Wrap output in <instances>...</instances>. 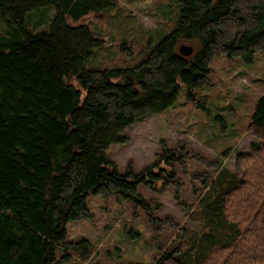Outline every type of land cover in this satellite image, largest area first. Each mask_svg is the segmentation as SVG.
Segmentation results:
<instances>
[{
    "label": "trees",
    "instance_id": "1",
    "mask_svg": "<svg viewBox=\"0 0 264 264\" xmlns=\"http://www.w3.org/2000/svg\"><path fill=\"white\" fill-rule=\"evenodd\" d=\"M178 1L176 28L142 62L123 70L87 69L104 39L67 19L115 7L118 0H0L11 28L0 33V264L89 258L90 241L67 240V224L92 217L90 194H120L145 214L155 233H176L154 264H189L180 255L191 231L173 216H159L161 199L151 194L172 188L186 206L178 167L189 159L210 168L195 177L200 185L192 191L203 222L216 216L222 230L228 227L206 238L209 244L194 263H264V95L250 119L263 141L239 155L228 179L221 160H210L184 140L163 146L158 161L138 171L131 164L120 170L107 155L113 143L126 142L124 129L173 105L180 82L189 92L211 84L215 57L251 61L264 52V0ZM47 5L57 10L50 30L30 32L28 15ZM197 38L200 50L182 55L181 44L194 48ZM59 248L65 251L60 258Z\"/></svg>",
    "mask_w": 264,
    "mask_h": 264
},
{
    "label": "rangeland",
    "instance_id": "2",
    "mask_svg": "<svg viewBox=\"0 0 264 264\" xmlns=\"http://www.w3.org/2000/svg\"><path fill=\"white\" fill-rule=\"evenodd\" d=\"M180 8L178 0H118L115 7L92 11L80 18L67 15V19L71 26L88 25L95 36L104 39L85 62L87 69L128 70L142 62L176 28ZM56 12L54 5L33 10L28 15V30L49 31ZM10 31L0 8V33ZM192 43L195 55L201 41L197 38ZM209 76L211 84L191 92L180 82L175 103L124 129L122 135L126 142L113 143L107 150L108 158L122 171L130 164L138 171L156 163L163 146L173 147L184 140L210 160H221V168L228 170L226 178L231 177L230 172L238 169L239 155L251 153L253 143L263 141L252 131L250 119L258 99L264 95V52L253 54L251 61L241 56H217L210 63ZM207 169H210L208 163L198 159H189L178 167L185 184L182 199L186 206L175 199L172 188L151 193L161 199L159 216H173L181 227L191 231L184 241L185 252L180 255L189 264L207 248L208 236L228 229L224 224L222 230V224L215 221L216 216L203 222L198 211L199 201L192 195L193 186L200 185L195 177ZM87 202L92 217L68 222L67 240L85 238L90 241L93 252L87 259L72 254L70 260L58 264H154L176 239V233L172 234L169 228L155 233L145 214L120 194H90ZM219 245L212 243V246ZM64 253L59 248L57 257Z\"/></svg>",
    "mask_w": 264,
    "mask_h": 264
},
{
    "label": "water",
    "instance_id": "3",
    "mask_svg": "<svg viewBox=\"0 0 264 264\" xmlns=\"http://www.w3.org/2000/svg\"><path fill=\"white\" fill-rule=\"evenodd\" d=\"M179 51L182 55L189 56L193 53L194 48L186 43L181 44Z\"/></svg>",
    "mask_w": 264,
    "mask_h": 264
}]
</instances>
